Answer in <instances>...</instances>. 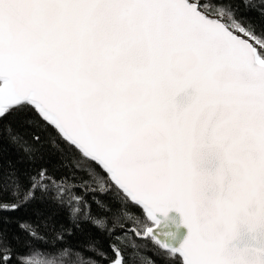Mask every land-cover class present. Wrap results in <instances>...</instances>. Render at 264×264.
I'll use <instances>...</instances> for the list:
<instances>
[{
  "label": "snow or ice",
  "instance_id": "1",
  "mask_svg": "<svg viewBox=\"0 0 264 264\" xmlns=\"http://www.w3.org/2000/svg\"><path fill=\"white\" fill-rule=\"evenodd\" d=\"M234 2L0 0V146L33 130L16 163L0 158V214L36 217L16 221L24 253L0 228V264L39 246L54 254L38 264H141L116 231L133 207L146 226L133 235L171 264H264V25ZM45 137L86 161L85 178L40 164ZM85 225L107 249L91 234L71 243Z\"/></svg>",
  "mask_w": 264,
  "mask_h": 264
},
{
  "label": "trees",
  "instance_id": "2",
  "mask_svg": "<svg viewBox=\"0 0 264 264\" xmlns=\"http://www.w3.org/2000/svg\"><path fill=\"white\" fill-rule=\"evenodd\" d=\"M260 0H244L243 3L240 0H235L233 4V9L236 11L237 16H242L247 20L252 21L258 27L264 25V18L258 14V6ZM18 131L23 136L24 142L31 143L32 141V129H18ZM47 147L45 148V154L43 160L40 162L41 165L45 166L48 172L54 177H69L75 178L77 183L80 182L82 178H85V170L88 168L86 161L80 159L79 157L73 156L71 152L60 154L56 151V148L51 144L50 140L45 137ZM21 145L14 146L9 144L5 140L0 146V158L4 162L12 161L16 163L20 157L23 156V152L20 150ZM39 166V165H38ZM18 167L21 169H28L26 164H18ZM79 169V171H77ZM30 170V169H29ZM27 181H25V184ZM93 188L100 192L103 189L104 192H108V186L103 183L100 179H95L91 182ZM79 189H77L78 191ZM52 191H55L52 189ZM111 196H115V193H109ZM4 199H9L7 193L4 194ZM102 199H107V196H102ZM91 202V201H90ZM92 211L96 212V206L92 205ZM66 212L63 210L60 211V215L54 217L57 222H60L64 219ZM4 219L7 220V223H0V228H2L7 241L12 245L16 251L24 253L25 249L22 247L26 239L25 234L19 231L17 227V220H23L31 218L33 221H36V217L31 216L30 213L20 212H5L0 214ZM122 222L124 223L123 229H116L117 234L121 237L122 240L126 242H134L138 245V248L132 252L134 258H138L141 264H171L172 254L162 250L158 245L150 238H139L133 235L135 229H143L146 227L144 224L140 223V209L133 207L126 214H123L121 217ZM91 234L93 238L98 237L103 241V246L105 249L108 248V243L104 240V237L100 235L95 229L90 228L88 225L84 226V233L82 235H77L71 243L75 246L80 242L86 241L88 235ZM53 249L46 248L44 246L36 247L32 252H29L27 257H23L26 260V264H38V262H43L48 259H51L53 256ZM58 255V254H57ZM127 255V253H126ZM79 259L88 260L90 259L88 253H81L80 257L75 256L74 253H68L67 255L60 257L61 264L64 261L71 260L76 261Z\"/></svg>",
  "mask_w": 264,
  "mask_h": 264
},
{
  "label": "water",
  "instance_id": "3",
  "mask_svg": "<svg viewBox=\"0 0 264 264\" xmlns=\"http://www.w3.org/2000/svg\"><path fill=\"white\" fill-rule=\"evenodd\" d=\"M168 218H169V222H175V224H179V221H180V217H179V214L177 212H175L174 210L170 211L168 213ZM176 233V240L177 242L181 241L185 236H186V233H187V229L184 228L183 226H180L178 228H174L173 229ZM145 233H146V230H145ZM147 237H150L152 239V237L150 235H146L144 237H139V238H147ZM153 240V239H152ZM154 241V240H153ZM155 242V241H154ZM162 250H165L168 252V250L166 249H162ZM170 253V252H169Z\"/></svg>",
  "mask_w": 264,
  "mask_h": 264
},
{
  "label": "rangeland",
  "instance_id": "4",
  "mask_svg": "<svg viewBox=\"0 0 264 264\" xmlns=\"http://www.w3.org/2000/svg\"><path fill=\"white\" fill-rule=\"evenodd\" d=\"M145 230H146V227L143 229V232H145Z\"/></svg>",
  "mask_w": 264,
  "mask_h": 264
}]
</instances>
